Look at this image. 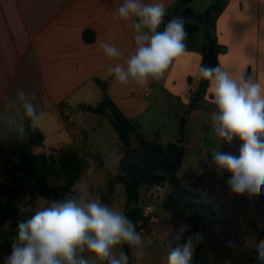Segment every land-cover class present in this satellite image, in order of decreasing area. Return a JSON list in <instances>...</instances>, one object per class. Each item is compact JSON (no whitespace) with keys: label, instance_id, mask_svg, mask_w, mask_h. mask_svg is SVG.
Instances as JSON below:
<instances>
[{"label":"crops","instance_id":"0c3cea01","mask_svg":"<svg viewBox=\"0 0 264 264\" xmlns=\"http://www.w3.org/2000/svg\"><path fill=\"white\" fill-rule=\"evenodd\" d=\"M177 1L168 0L167 11ZM121 2L0 0V97L17 88L35 92L43 112L39 128L45 139L51 127L61 130L60 126L66 122L64 114L70 106L86 104L85 111H89L91 106L101 101L104 94L97 79L106 83L105 94L128 119L139 124V132L145 138V127L156 126V120L163 117L156 102L160 101L164 107H169L172 106L171 99H178L184 106H188L193 94L198 91L201 81L198 68L202 55L189 49L173 60L161 80L149 85L152 90L149 97L144 94L145 88L131 83L121 84L107 73L109 64L123 63L135 49L132 30L123 22L113 19L114 10ZM208 6L205 3L199 11ZM216 35L222 46L220 64L236 76L244 73L245 78L251 76L264 82V0H230L217 21ZM105 41L118 47L123 57L118 61L106 57L100 46ZM96 86L101 90L97 103L93 101L96 98ZM211 98L209 86L206 94L193 105L191 118L196 120L201 115L211 117L215 110ZM173 114L178 115L179 119L183 116L179 112ZM174 117L172 120L179 124ZM75 128L80 129V126L76 124ZM205 128L208 131L211 124H206ZM164 136L165 131L155 129L152 137L146 139L159 137L160 141L168 143ZM73 140L76 142L75 150L81 148V157L87 162L88 157L83 151L87 142L84 140L80 145L75 137ZM132 142L133 145L138 144L135 135L132 136ZM181 144L185 151L197 148V141L182 139ZM206 145L209 147L210 143ZM120 147L121 143L118 149L119 160L122 157ZM204 153L209 157L207 151ZM100 161L99 164L102 163L104 167L99 165L103 174L113 177L103 160ZM98 172L103 175L100 170ZM145 202L153 204L158 216L160 234L152 241L171 239L174 216L162 207V203L157 206L152 201ZM238 211L242 210L239 208ZM12 225L8 223L0 229V233L7 235Z\"/></svg>","mask_w":264,"mask_h":264},{"label":"clouds","instance_id":"9594fccd","mask_svg":"<svg viewBox=\"0 0 264 264\" xmlns=\"http://www.w3.org/2000/svg\"><path fill=\"white\" fill-rule=\"evenodd\" d=\"M167 8L168 0H122L115 8L113 19L132 30L135 42L123 63L107 67L117 82L147 88L184 54L188 21L177 15L165 24ZM100 46L110 59L118 61L124 55L106 41ZM198 72L210 86L214 133L226 144L240 141L238 155L209 146L211 162L218 172L231 174L228 184L233 193L257 196L264 189V82L245 78L244 73L236 76L219 63L214 67L201 64ZM42 116L35 92L17 88L0 97V142L28 139L40 127ZM11 239V253L4 264H129L128 255L123 251L117 255L116 247L144 245L136 224L100 195L90 200L70 195L51 200L19 220ZM176 240L184 242L169 253L167 264H193L205 235L182 222ZM255 251L256 259L264 264V239L258 240Z\"/></svg>","mask_w":264,"mask_h":264},{"label":"trees","instance_id":"16d2710c","mask_svg":"<svg viewBox=\"0 0 264 264\" xmlns=\"http://www.w3.org/2000/svg\"><path fill=\"white\" fill-rule=\"evenodd\" d=\"M229 2L210 0L205 10L199 11L191 6L192 0H178L167 11L164 23L174 16H184L188 21L185 25L188 32L186 49L200 52L201 64L214 67L220 64L219 55L222 53L216 25ZM160 30H163V25ZM201 32L204 33L203 40ZM96 81L104 95L89 110L109 118L121 143L119 172L109 179L106 190L112 195L118 185L125 187L127 202L124 214L137 227L143 212L142 189L168 185L169 191L162 207L174 216L172 249L184 242L176 240V233L180 224L187 222L201 229L205 235L204 242L196 249L193 264H259L255 248L243 246L240 239L243 233L257 240L264 239V212L256 217L241 215L231 200L215 202L184 185L178 177L185 155L184 146L162 142L159 137L147 140L139 132V124L128 119L105 94L106 83L99 79ZM208 88V82L201 78L187 112H191ZM133 135L138 139L137 145H133ZM44 141L43 131L37 128L24 141L0 142V229L8 223L17 224L27 200L35 203L40 198L51 201L74 195L75 187L84 174V159L76 150L63 148L52 154L35 153V148L43 146ZM129 248L125 244L128 255Z\"/></svg>","mask_w":264,"mask_h":264},{"label":"rangeland","instance_id":"374dc122","mask_svg":"<svg viewBox=\"0 0 264 264\" xmlns=\"http://www.w3.org/2000/svg\"><path fill=\"white\" fill-rule=\"evenodd\" d=\"M205 3L210 4V0H193L191 6L199 10ZM200 38L204 39L203 32L200 33ZM95 90L96 98L93 101L97 103L100 100L101 90L99 86H96ZM85 105L83 104L80 107L70 106L64 114L67 123L65 122V124L60 126V131L55 127H51L47 131V138L43 146L36 147L35 153L52 154L62 148L73 151L75 150L74 146L76 143L73 140L74 137L80 145L85 140L84 142H87V144L84 143L83 151L86 153L88 161L85 162L84 174L77 183L73 196L90 200L100 195L106 204L124 213L127 202L125 187L121 184L118 185L115 192L110 195L106 188L111 177L106 173L103 174L101 168L104 169V167L101 165L102 163L99 164L100 160H103L110 175L114 176L119 172L120 160L118 149L120 141L117 139V133L109 118L94 114L90 110L85 111ZM171 105L164 107L160 101L156 102V107L157 109H161L163 117L160 120H156V126L145 127L144 134L146 138L150 139L155 129H162L165 131L164 137L166 138L164 140L166 142L175 141L181 144L182 139H185V141H197V148L195 150L187 149L185 151L183 163L178 174L179 180L187 187L200 191L212 201L231 200L234 206L242 210L240 212L241 215L256 217L260 212H264V189L257 196L249 197L247 194H244L238 197L237 194L231 191L228 184L231 174L227 171L218 172L215 165L211 162L210 153L207 152L209 157H206L204 153L207 147L206 144L210 143L212 147H220L221 151L238 155L240 141L234 139L231 144L223 143L212 129L211 117L201 115L198 119L194 120L191 118L190 113L187 112L189 105L184 106L178 99H171ZM175 112L182 113L183 116L179 119L178 115L173 114ZM78 116L80 117V121L78 120L74 124L68 123L69 117ZM173 117L174 120L179 121V124H176L172 120ZM182 118L184 119L183 126H181ZM76 124L80 126V129L75 128ZM206 124H211V129L208 131L205 128ZM76 151L81 156V148L80 150L76 149ZM99 165H101V168ZM98 170L101 171L102 176ZM142 191L141 205L144 203L143 201L149 200L160 206L165 197V194H162L156 198L154 196L155 188ZM48 202L50 200L46 198H40L35 203L27 200L23 204L19 220L29 218ZM16 227L17 224L13 223L12 227H9L7 235L0 233V264H4L5 258L11 253V238L15 235ZM172 237L173 233L171 234V239L166 241L143 240L144 245L142 248H129L130 255L127 254L129 264H166L167 257L173 250ZM240 242L243 246L255 248L258 240L252 235L243 233ZM115 251L117 255L121 251L125 252V244L117 246Z\"/></svg>","mask_w":264,"mask_h":264},{"label":"built area","instance_id":"2783aa9c","mask_svg":"<svg viewBox=\"0 0 264 264\" xmlns=\"http://www.w3.org/2000/svg\"><path fill=\"white\" fill-rule=\"evenodd\" d=\"M151 88H145V96L149 97L151 95ZM80 121V117H69L68 121L73 124ZM169 191L168 185H159L155 188L154 196L157 198L162 194H167ZM142 215L137 223V231H139L143 237V240L155 239L159 236L160 231L157 226L158 216L155 208L151 202H145L142 204Z\"/></svg>","mask_w":264,"mask_h":264},{"label":"water","instance_id":"95a60500","mask_svg":"<svg viewBox=\"0 0 264 264\" xmlns=\"http://www.w3.org/2000/svg\"><path fill=\"white\" fill-rule=\"evenodd\" d=\"M85 109V108H84ZM136 204H137V202H136Z\"/></svg>","mask_w":264,"mask_h":264}]
</instances>
